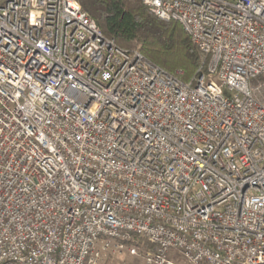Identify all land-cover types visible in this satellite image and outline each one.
<instances>
[{
    "label": "built area",
    "instance_id": "obj_1",
    "mask_svg": "<svg viewBox=\"0 0 264 264\" xmlns=\"http://www.w3.org/2000/svg\"><path fill=\"white\" fill-rule=\"evenodd\" d=\"M184 82L78 0H0V264H264V0H142Z\"/></svg>",
    "mask_w": 264,
    "mask_h": 264
},
{
    "label": "trees",
    "instance_id": "obj_2",
    "mask_svg": "<svg viewBox=\"0 0 264 264\" xmlns=\"http://www.w3.org/2000/svg\"><path fill=\"white\" fill-rule=\"evenodd\" d=\"M78 1L108 38L123 48L140 49L149 61L184 82L207 64L179 22L156 17L142 0Z\"/></svg>",
    "mask_w": 264,
    "mask_h": 264
},
{
    "label": "rangeland",
    "instance_id": "obj_3",
    "mask_svg": "<svg viewBox=\"0 0 264 264\" xmlns=\"http://www.w3.org/2000/svg\"><path fill=\"white\" fill-rule=\"evenodd\" d=\"M179 74H183L181 71ZM189 79L188 81H191ZM102 264H144L140 257L132 256L128 253H107Z\"/></svg>",
    "mask_w": 264,
    "mask_h": 264
}]
</instances>
